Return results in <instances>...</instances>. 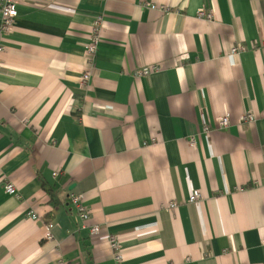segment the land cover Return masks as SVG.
I'll use <instances>...</instances> for the list:
<instances>
[{
	"label": "crops",
	"instance_id": "crops-1",
	"mask_svg": "<svg viewBox=\"0 0 264 264\" xmlns=\"http://www.w3.org/2000/svg\"><path fill=\"white\" fill-rule=\"evenodd\" d=\"M18 11L0 54V264H116L111 236L123 264H264V0H19ZM248 112L256 120L240 123ZM195 189L203 199L189 203ZM71 194L85 197L86 226Z\"/></svg>",
	"mask_w": 264,
	"mask_h": 264
},
{
	"label": "built area",
	"instance_id": "built-area-1",
	"mask_svg": "<svg viewBox=\"0 0 264 264\" xmlns=\"http://www.w3.org/2000/svg\"><path fill=\"white\" fill-rule=\"evenodd\" d=\"M18 4L19 0H1V17H0V54L3 53L6 50V44H5V37L10 35L15 27V21L19 15L18 11ZM153 9L156 8V5L151 6ZM165 9V7H163ZM198 16L202 17L207 20H213L214 15L211 10H202L198 12ZM103 17L98 16L96 20L94 21V25L92 27L91 35L89 38V42L86 44V62H87V67L85 69V72L82 76V87H86V89L89 87V81L92 78L93 72L95 71V61H96V54L98 51L99 44L101 42L102 38V23ZM264 45V43H263ZM246 47L244 46H235L232 48V53L237 54L240 53L241 51H244ZM1 59H0V70L2 68L1 65ZM157 69V67H145L141 71H138L139 75H143L145 73H150L151 71ZM256 120V116L253 113H245L241 119L240 123H248V122H253ZM231 125V115L229 113H226L222 117L219 118L218 120V127L220 129H228L229 126ZM205 132L210 133V127L209 125L205 126ZM191 144L195 145L196 144V138L192 137L191 139ZM54 177H58L60 175L59 171H55ZM5 189L6 192L9 193L10 195H15L16 197H19L18 190L16 187L11 183L8 182L6 183ZM203 199V194L202 191L199 189H195L192 194L190 195L188 202L189 203H197ZM70 202L74 209L77 212L78 219L80 220L82 225L86 226V223L90 220V211L85 203V197L82 194H71L70 195ZM178 207V203L176 201H171L167 205L164 206V208H167L169 210H174L175 208ZM31 217L35 220H39L40 216L35 212L32 211L29 213ZM53 225L51 223L46 224V229L48 233V239H51V229ZM90 230L91 234H98L101 231V228L99 225H89L87 227ZM50 232V233H49ZM110 247L113 250L114 258L116 261V264H123L124 263V256H123V249L121 248V243L120 241L114 237H110ZM264 243V240H263Z\"/></svg>",
	"mask_w": 264,
	"mask_h": 264
},
{
	"label": "rangeland",
	"instance_id": "rangeland-1",
	"mask_svg": "<svg viewBox=\"0 0 264 264\" xmlns=\"http://www.w3.org/2000/svg\"><path fill=\"white\" fill-rule=\"evenodd\" d=\"M212 11V10H211ZM213 12V11H212ZM213 15H214V13H213ZM214 19V18H213Z\"/></svg>",
	"mask_w": 264,
	"mask_h": 264
}]
</instances>
